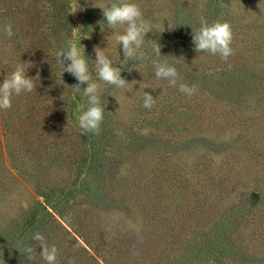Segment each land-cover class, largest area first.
I'll use <instances>...</instances> for the list:
<instances>
[{"label": "rangeland", "instance_id": "1", "mask_svg": "<svg viewBox=\"0 0 264 264\" xmlns=\"http://www.w3.org/2000/svg\"><path fill=\"white\" fill-rule=\"evenodd\" d=\"M41 2L53 9L44 62L59 74L56 52L76 43L100 84L104 119L98 133H84L78 116L87 98L63 79L60 97L39 103L47 141L40 133L26 139L0 126V264H45L42 247L32 239L36 232L58 248V264H264V192L250 195L259 181L235 171L255 174L256 162L238 152L264 149V99L243 109L244 101L235 104L264 93V0H132L151 26L143 61L124 57L102 9L94 7L114 0ZM201 17L230 23L234 55L227 63L194 50L192 34ZM154 41L161 46L159 57ZM94 46L107 48L129 82L124 88L97 80ZM157 59L176 67L180 82L195 86V94L157 80ZM144 91L156 98L150 110L142 106ZM92 139L96 159L86 170ZM236 179H242L238 190L224 198L213 193ZM213 212L214 221L193 226L194 239L186 233L167 240L159 258L158 237L168 228L190 229L194 213ZM214 246L209 258L205 248ZM26 247L34 249V260Z\"/></svg>", "mask_w": 264, "mask_h": 264}, {"label": "clouds", "instance_id": "2", "mask_svg": "<svg viewBox=\"0 0 264 264\" xmlns=\"http://www.w3.org/2000/svg\"><path fill=\"white\" fill-rule=\"evenodd\" d=\"M94 7L102 9L106 24L112 30L111 37L118 46H122L125 58L134 57L140 61L147 59L143 47L146 34L151 32V26L144 19L139 5L132 2V0H114V2L106 5ZM199 23V29L193 30L192 34V43L195 45L194 50L197 53L219 56L222 61L227 63L229 57L234 55V49L231 46L233 32L230 23L222 20L209 23L203 17L200 18ZM3 31L9 38L14 35L13 26L10 23L4 25ZM101 31H104V25L101 26ZM160 48L161 46L154 41L152 49L157 57L161 56ZM106 50L107 48L101 49L99 46L93 48L96 56L95 72L97 80L117 88H124L129 82L122 78L120 67L113 66V61ZM56 62L60 66L62 74L67 72L76 79L77 83L71 86L75 92L79 93L82 90L87 98V107L78 116L79 128L84 133H98L104 119V107L101 105L99 95L100 84L94 81L90 75L88 59L84 51L82 52L76 43L70 41L66 48H61L56 52ZM152 65L156 79L167 81L168 87L178 88L181 93L188 96L195 94L197 91L195 86L180 82L177 68L171 66L166 60H153ZM34 67H37V65L29 60L16 64L10 72H7L3 82L0 83V110L11 108L13 96L36 92L37 84L41 79L40 70L37 69L34 77L27 75L28 69ZM133 82L137 83L136 81ZM85 83H87V87L82 89L81 85ZM139 83L140 88H150L144 82ZM165 91L166 89H162L161 95ZM142 100V106L149 110L156 103V98L145 91ZM32 239L38 244V247H42L39 254L45 264H58L59 250L55 245H49L40 232L34 233ZM24 252L29 260L35 259L32 247H26ZM68 264H74V261L69 260Z\"/></svg>", "mask_w": 264, "mask_h": 264}, {"label": "trees", "instance_id": "3", "mask_svg": "<svg viewBox=\"0 0 264 264\" xmlns=\"http://www.w3.org/2000/svg\"><path fill=\"white\" fill-rule=\"evenodd\" d=\"M216 1L221 3L225 0ZM54 4L55 2H53V5ZM51 15H53V9L51 10V7H47L42 4L41 0H0V83L3 82L7 72H10L16 64L24 61L30 60L37 65V67L28 69V76L34 77L36 75L37 69L40 70L41 79L37 84L36 92L34 91L31 94L13 96L11 108L7 110H0L2 116V122L0 123V126H2V129L6 132L14 131L24 134L26 139L31 134L40 133L41 135H45L44 141H47V134L45 131H48V123L44 121L42 115V111L45 107L40 106L39 103L41 101L60 97L61 88L58 87V85L63 79H66V83L68 85L73 86L77 83L76 79L71 74L63 73L67 75V77L61 78L63 75L62 72L59 74L57 72H53L47 63L44 62V60L50 56L49 49L47 48L49 39H47L46 36V24L49 16ZM9 23L13 26L14 33L11 38L7 37L3 31L4 25ZM250 97L251 99L248 98L246 101L239 99L238 101H235V104L244 101V104L241 106V109H243V107H245V105L248 103L252 104L254 101L262 100V98L264 99V93L260 95L255 94ZM58 111L59 110H57V113ZM13 117L15 121L9 122V120H11ZM96 144L97 141L95 139L90 141V156L88 155L87 158V163L85 165L86 170L93 169V161L96 159ZM45 147L46 149L48 148L47 146ZM240 154L249 156V158L256 162V165L253 167H257L259 170L255 172V174L250 173L247 175H242L241 170L236 168V176L241 178L243 177V179L258 180L260 184L259 190L255 191L252 188L254 191L250 193V195L255 193L263 194L264 163H262V161L264 162V149L248 148L246 150H240L238 155ZM232 170L233 165H231L228 169L227 178H229ZM241 180H228V182L231 181L233 186H224L222 184L221 186L214 188L213 193H215L220 198H224L229 192L238 190L237 184H239ZM216 217L218 216L214 212L208 214L205 213L204 215L194 213L192 217L193 225L191 224L192 228L187 229L183 225L180 227L172 226L168 228L164 235H162L160 238L158 237L159 241L157 249L158 253L160 254L159 258L164 255V251L166 250V248H162V251H160V246H164L167 240L180 239L182 235H185L186 233L191 235L194 239L196 237L195 234L197 233L194 227H197L200 221H207L208 223L210 221H214ZM180 220L181 218L178 221ZM233 237L236 238L237 241L240 240L239 236L237 235H233ZM147 245L149 244L147 243ZM217 249L218 248L215 246L207 247L205 248V253L209 258H211L216 254ZM214 262L216 261L213 260V264H215ZM197 264L204 263L201 261Z\"/></svg>", "mask_w": 264, "mask_h": 264}]
</instances>
